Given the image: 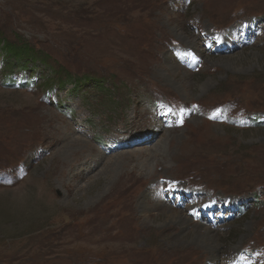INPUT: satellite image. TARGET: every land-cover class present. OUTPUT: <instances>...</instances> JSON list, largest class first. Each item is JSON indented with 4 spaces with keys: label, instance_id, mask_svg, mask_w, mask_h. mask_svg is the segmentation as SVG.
<instances>
[{
    "label": "rangeland",
    "instance_id": "rangeland-1",
    "mask_svg": "<svg viewBox=\"0 0 264 264\" xmlns=\"http://www.w3.org/2000/svg\"><path fill=\"white\" fill-rule=\"evenodd\" d=\"M0 31L39 58L0 51V264H264V0H0Z\"/></svg>",
    "mask_w": 264,
    "mask_h": 264
},
{
    "label": "trees",
    "instance_id": "trees-1",
    "mask_svg": "<svg viewBox=\"0 0 264 264\" xmlns=\"http://www.w3.org/2000/svg\"><path fill=\"white\" fill-rule=\"evenodd\" d=\"M0 51L3 54L12 56L17 63H22L23 65L28 66V68H31V63L35 64L37 61H39V58L35 56V49L28 44H10L7 39L2 35L0 31ZM53 74V72H51ZM57 74V73H56ZM72 81V78L68 79H62L60 77L53 78V80L50 81V83H47L51 85L52 83H55L56 85L62 86L66 85ZM82 86L78 79H74L73 87Z\"/></svg>",
    "mask_w": 264,
    "mask_h": 264
},
{
    "label": "bare ground",
    "instance_id": "bare-ground-1",
    "mask_svg": "<svg viewBox=\"0 0 264 264\" xmlns=\"http://www.w3.org/2000/svg\"><path fill=\"white\" fill-rule=\"evenodd\" d=\"M190 44H194L193 42H190ZM163 141V142H162ZM161 142L159 141L157 144H155L154 145V151L151 153V155H149V167H152L153 166V160L156 158V156L158 155V154H163V152H164V138H163V140H162ZM168 141V140H167ZM84 143V145L86 144V141L85 142H83ZM76 144L78 145V144H82V140H79V142H76ZM83 145V144H82ZM158 152H160V153H158ZM166 155V154H165ZM99 156H101V155H99ZM167 158V157H166ZM148 159V158H147ZM147 164H148V160H147ZM114 165H116V164H114ZM122 165V164H121ZM145 167H148V166H146V164H145ZM155 167V166H154ZM150 170H151V168H150ZM142 207H143V210L144 211H146L147 212V210H148V205L147 204H145V203H143V205H142ZM167 213H169V216H170V218L168 219V221L167 222H171V221H177V222H180V223H186V218H185V216L183 217V216H180V215H174L173 214V211H169L168 210V212ZM168 215V214H167ZM168 216V217H169ZM170 225V224H169ZM215 235V234H214ZM204 238V241H207L208 240V242L210 241V237H209V231L208 230H204V231H202L201 232V234H200V238H198V240H202ZM213 240H215V239H213ZM212 241V240H211Z\"/></svg>",
    "mask_w": 264,
    "mask_h": 264
}]
</instances>
